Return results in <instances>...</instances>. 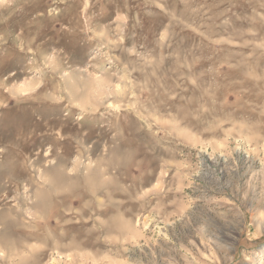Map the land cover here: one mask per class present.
I'll list each match as a JSON object with an SVG mask.
<instances>
[{
    "label": "rangeland",
    "instance_id": "obj_1",
    "mask_svg": "<svg viewBox=\"0 0 264 264\" xmlns=\"http://www.w3.org/2000/svg\"><path fill=\"white\" fill-rule=\"evenodd\" d=\"M0 264H264V0H0Z\"/></svg>",
    "mask_w": 264,
    "mask_h": 264
}]
</instances>
